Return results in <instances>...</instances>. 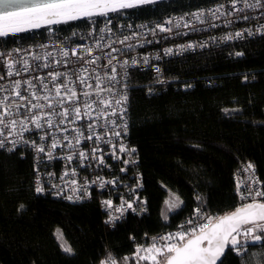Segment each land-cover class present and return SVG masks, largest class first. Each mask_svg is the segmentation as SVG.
<instances>
[{
	"label": "trees",
	"instance_id": "1",
	"mask_svg": "<svg viewBox=\"0 0 264 264\" xmlns=\"http://www.w3.org/2000/svg\"><path fill=\"white\" fill-rule=\"evenodd\" d=\"M217 1L158 0L121 12L161 18ZM86 23L82 18L60 26ZM48 29L9 35L0 38V45L34 43L46 38ZM162 65L161 76L134 70L129 80L130 140L139 157L146 213L108 226L95 197L74 203L35 193L31 153L0 149V264H100L109 254L123 264L137 245L148 246L149 235L178 227L198 206L218 216L235 209L239 198L233 174L243 164L253 165L264 188V35ZM169 192L184 201L181 209L168 210ZM62 244L73 254L65 253ZM259 251L255 245L242 258L228 253L223 264H241ZM258 259L251 256V264Z\"/></svg>",
	"mask_w": 264,
	"mask_h": 264
},
{
	"label": "built area",
	"instance_id": "2",
	"mask_svg": "<svg viewBox=\"0 0 264 264\" xmlns=\"http://www.w3.org/2000/svg\"><path fill=\"white\" fill-rule=\"evenodd\" d=\"M109 20L111 23L108 22ZM168 21H171V23H168ZM86 22V24L75 25L70 28L60 25L48 26L49 29L46 38L34 43L5 45L2 42L0 52L8 53L16 48L23 50L21 53L16 54V58L20 59L21 63H17L14 70L21 69L23 59L28 60L30 70L28 72L21 71L19 76L13 75L9 77L6 75L7 69L5 65L0 64V75L4 76V79L0 80V88L14 91L10 87L14 81L32 79L33 83L36 84L35 90L37 91V95H43L46 93H43L40 84L34 79V77L43 76L46 78L45 83L48 85V88L53 89L51 96L54 97V85L49 82L47 73L66 72L68 76L61 77L57 83L65 81L69 77L71 78L72 83L69 84V87H75L79 94L77 106H81L82 114L84 112L82 105L85 101L92 102L97 100V93L94 91L97 85V75L101 77L99 87L111 90L100 92L99 98L119 100L121 96H127L126 103L120 105L113 103L112 107L106 109L107 116L96 115L104 107L98 103H94L90 109L91 115L83 116L82 119H76L73 114L61 124L59 122L63 119L62 117L58 115L51 116L53 120V126L51 128L45 123L49 117L45 116L44 112H51L52 110L33 109L32 113L41 117L40 123L44 127L43 129L37 130L33 123L26 120L24 126L31 129V131L23 132V138L28 141H35L37 145H44L46 152L49 150L53 139L59 141L58 147L51 150L55 158L48 160L44 153L38 156L30 144H21L16 148V150L29 151L33 157L36 166L34 188L36 186V180L39 178L40 183L45 189L44 194H49L55 198L70 201L65 197L73 196L72 202L81 203L88 202L95 197L98 204H100L104 221H106L110 214H116L114 209L120 205L121 199L132 202L134 207L137 206V198H139L140 202L146 201L142 193L143 182L140 178V170L137 167L139 157L136 151L134 153H122L118 151L121 144L128 149H136V146L130 140L131 123L129 107L131 100L129 80L131 72L134 70L149 71L157 76H161L163 74L162 64L165 60L183 56L187 53H193L197 50H204L208 47L240 43L253 36L264 35V0H221L203 7H195L194 9L183 12L165 15L161 18L149 19H137L131 17L127 12L119 11L117 13H109L108 16L86 18ZM157 25L169 28L170 31L160 32L157 29ZM107 29H111V31ZM153 29H156L155 35L152 34ZM237 32H242L243 36L236 37ZM249 32L252 34L249 35ZM73 33H76V35H73ZM227 36H232L233 39H225ZM125 37L132 38L124 40ZM120 41L124 42L120 43ZM147 41H151V43H147ZM97 44H99V47H97ZM187 45H192L193 47L187 48L185 47ZM73 48L77 49L76 56L71 55ZM83 48L92 49L91 55L84 53ZM113 48L119 49V51L114 52L112 51ZM169 48L173 51L171 54L166 55L165 50ZM62 51H68L69 56H63ZM49 53L51 55H48ZM36 55H39L41 59L34 60L33 57ZM80 56H84L88 61L92 60L93 57H99V59L95 63L88 64L85 60H78L77 58ZM144 57H148L147 64L143 62ZM157 57L160 58L157 59ZM109 59L112 61L111 64L108 63ZM125 61H127V64L124 63ZM133 61H136V63L133 64ZM45 63L49 64L48 68L39 67ZM156 67L160 69L159 73L155 71ZM113 68H115V72H113ZM82 69H87V71L85 72ZM78 76L86 77L84 85L79 83L77 80ZM112 76H115L114 80L111 79ZM87 85H92V88L87 87ZM25 88H27V85H22L20 91L23 95L29 96L30 93L25 92ZM9 91H0V98L9 95ZM83 91L91 92V97L83 96L81 94ZM63 92L64 89H61V93ZM13 100L19 102L18 98L14 95L10 96V102ZM32 102L37 103L36 100ZM38 102L47 104V101L42 99ZM20 103L26 104L27 102ZM70 106V104H65V107ZM121 107L126 108L123 119L119 115V109ZM112 108L117 109L118 114L116 116H111ZM55 111L60 112L62 108L57 105ZM13 112L16 114L11 118L17 120L22 119L25 115H32V113L27 112L25 107H21L19 112H16V109L13 108ZM109 118L116 121L115 126L107 123ZM69 121L74 122L70 123ZM89 123H93L94 125L91 131L87 127ZM125 123L127 124L126 132L122 131V126ZM61 129H67V131ZM114 131L120 132L121 135L119 137L114 136L112 134ZM79 132H82L83 136H79L80 143L77 144L76 138ZM93 132L95 135H93L91 140L84 139V137L92 135ZM46 133L49 135H46ZM41 136H46L45 140L41 141ZM65 136L68 137L67 140L64 139ZM96 136H100L102 139L97 140ZM14 138L18 139L19 137ZM69 141H71V146H69ZM113 146L117 149L115 156L119 157V159L113 156ZM8 147H11V145H7L3 150H7ZM93 148L99 149L95 154L96 158H93L91 154ZM79 152L88 153V158H78L77 154ZM68 155L73 156L71 162L64 159ZM100 156L103 157V163L99 162L98 158ZM125 160L134 161V163L130 162L125 164L123 162ZM248 165L249 163L243 164L233 174L235 187L238 181L241 182L242 188L245 184L251 183L253 172L250 170L245 171ZM121 169H125V171H121ZM73 170H75L74 175L72 174ZM65 172H68L69 175L64 176L63 174ZM50 173L53 175L49 176L48 174ZM254 177L258 178L260 181L259 187L264 191L262 179L255 170ZM72 180H76L77 184L72 185ZM112 180H115L116 183L105 184L104 188L99 186L100 181ZM92 181H96V183H91ZM52 185H56L58 188H53ZM73 187L82 188L83 190L73 192L71 190ZM57 190H62V195H55ZM237 196L239 198L238 206L250 202V200L242 201L238 194ZM76 197H79V199ZM109 199L113 201V210H106L102 206L101 202ZM140 207L147 208V203H140ZM144 213L146 212H140L139 209L136 213L129 210L118 222L123 221L130 214L143 215ZM192 214L187 216L180 225L185 224L186 220L193 218ZM208 215L218 216L216 213ZM202 222L198 221L197 223ZM107 225L113 227L111 224ZM179 226L160 231L155 235H149L148 245L151 244L153 237L158 238L168 233H174L179 230ZM162 243L164 242L157 240L158 246ZM147 263L150 264V262Z\"/></svg>",
	"mask_w": 264,
	"mask_h": 264
},
{
	"label": "snow or ice",
	"instance_id": "3",
	"mask_svg": "<svg viewBox=\"0 0 264 264\" xmlns=\"http://www.w3.org/2000/svg\"><path fill=\"white\" fill-rule=\"evenodd\" d=\"M158 0H0V38L6 39L9 35H16L18 33L30 30L37 29L42 26H51V25H61L66 24L69 21H76L82 18H92L95 16H108L109 13H117L121 10L131 9L137 6H144L147 4L157 3ZM196 15V14H194ZM247 19V17H245ZM111 23V21H108ZM171 23V21H168ZM187 26V25H185ZM157 29L160 32H168L169 28H166L162 25H157ZM111 31V29H107ZM156 29L152 30V34L155 35ZM252 33L249 32V35ZM76 35V33H73ZM135 35V34H134ZM242 32H237L236 37H242ZM132 37H125L124 40H129ZM227 40L233 39L232 36L225 37ZM124 41H120L123 43ZM151 43V41H147ZM99 47V44H97ZM129 47H131L129 45ZM187 48L193 47L192 45L185 46ZM84 53L91 55L92 49L83 48ZM23 50L16 48L11 50L8 53L0 52V64H4L7 71L6 75L11 77L13 75L19 76L21 71L28 72L30 70V65L27 59H23L22 67L20 70H14L17 63H21L20 59L16 58V54L21 53ZM112 51L116 52L119 49L113 48ZM172 49H166L165 54H171ZM77 49L73 48L71 50V55L76 56ZM48 55H51L50 53ZM62 55L67 57L69 56L68 51H62ZM235 55L239 56L242 53H236ZM11 57V58H9ZM114 58V57H113ZM160 57H157L159 59ZM34 60H40L41 57L36 55L33 57ZM78 60H85L86 63L92 64L95 63L99 57H93L92 60L88 61L84 56L77 58ZM111 59L108 63L111 64ZM145 64L148 63V57H144ZM127 64V61L124 62ZM136 61H133L135 64ZM39 67L48 68L49 64L45 63ZM87 71V69H82ZM115 72V68L112 69ZM157 73L160 72L158 67L155 68ZM68 73L66 72H48L47 78L49 82L53 83L55 96L52 97L51 93L53 89H49L48 85L45 83V77L37 76L34 77L35 81L40 84L41 89L43 90V95H37L36 84L33 83L32 79L29 80H16L11 84V89L14 91H9V89L0 88V91H9V95H5L0 98V149L5 148L7 145L8 151L16 150L18 145H31V147L36 151L37 155L44 153L47 156L48 160H52L55 157L52 154L53 149H56L59 145V141L53 139V142L49 146V150L46 152L44 145H37L35 141H28L23 138V132L31 131L26 126L24 122L29 120L34 124L35 129H43L44 125L40 123V116H37L35 113H32L33 109H50L51 112H44V115L49 117L45 123L49 128L53 126V120L51 116L58 115L63 119L59 123L63 124L65 119H68L70 115L75 116L76 119H82L83 116L91 115L90 109L94 103L103 105L104 107L96 113L97 116L105 115L108 113L106 109L112 107L113 103L120 105L127 102V96H121L119 100L113 99H101L99 98V93L103 91H111L110 89H103L99 87L101 82V77L96 76L97 85L94 89L97 93L96 101H85L82 105L84 112H81V106H77L79 101V94L76 91L75 87H69V84L72 83L71 78L69 77L65 81L60 80L61 77H67ZM4 76L0 75V80H3ZM112 80L115 79V76L111 77ZM77 80L81 85L85 84L86 77L78 76ZM158 83H164V81L159 80ZM22 85H27V88L24 89L25 92H29V96L22 94L20 89ZM190 86V85H189ZM87 87L92 88V85H87ZM61 89H64V92L61 93ZM152 89L149 87V93ZM85 97H91L92 93L88 91H83L81 93ZM14 95L18 98L10 102V96ZM47 101V104H41L39 100ZM36 100L37 103L32 101ZM26 101V104L20 103ZM65 104H70V107H65ZM59 105L62 108V111L56 112L55 108ZM21 107H25L27 112L32 113L31 116L25 115L22 119L17 120L13 119L16 113L13 112V108L16 109V112H19ZM126 108L121 107L119 109L120 118L123 119V114L125 113ZM228 109H225L227 113ZM236 111V110H232ZM117 109L112 108L111 116H116ZM70 123L74 121H69ZM107 123L116 125V121L109 118ZM19 126V130H18ZM88 129L91 131L94 127L93 123L88 124ZM67 131V129H61ZM127 124H123L122 131L126 132ZM78 131V130H77ZM114 136L119 137L120 132H113ZM46 135H49L46 133ZM95 133L92 135L84 137L85 140H91ZM79 136H83L82 132H79L78 137L76 138V143H80ZM14 137H19L18 139ZM11 138V139H10ZM46 136H41L40 140H45ZM65 140L68 139L67 136L64 137ZM96 139H102L100 136H96ZM107 143V141H106ZM69 146H71V141H69ZM117 149L113 146V156L116 159L119 157L115 156V151ZM99 151L98 148H93L91 154L93 158H96V153ZM119 152H135V148L128 149L126 146L121 144L118 149ZM80 159H87L88 153L79 152L77 154ZM67 161L71 162L73 160L72 155L64 157ZM99 162L103 163V157L100 156ZM125 164L134 163V161H123ZM252 171L253 176L251 177V183L245 184L242 188L241 182H237L236 192L239 195L242 201H249L243 203L241 206L236 207L234 211L226 213L224 215L212 216L204 212L203 207L198 206L193 210L192 217L185 221V224L179 226V230L174 233H168L164 236L153 237L150 245L145 247L144 245H137L131 257L125 256L122 258L123 264H128L129 260L132 259L135 261V264H142V262H150V264H223V258H227L228 253H235L237 257H243L245 254L249 253L251 246L260 245L261 251L258 253H251L248 260L241 261V264H251V256H259V259L256 261V264H264V191L259 187L260 181L258 178L254 177V167L249 164L245 171ZM38 171V170H37ZM125 171V169H121ZM72 174H75L73 170ZM52 176L53 174H48ZM64 176L69 175L68 172L63 174ZM63 179V177H61ZM91 183H96L92 181ZM116 181H100V187L104 188L105 184H115ZM72 185H76L77 181L72 180ZM53 188H58L56 185H52ZM139 187V185H138ZM73 192L81 191L82 188L73 187L71 189ZM35 193L43 194L45 192L44 187L40 183V179L36 180V186L34 189ZM55 195H62V190H57ZM170 200H165L164 203L167 205L169 211L179 210L184 204V201L180 199L175 193L169 192ZM68 200H73V196L65 197ZM79 199V197H76ZM197 201H200L203 204L202 198L200 196L196 197ZM102 206L106 210H113V201L105 200L102 201ZM140 203L146 204V201L140 202L137 198V206L134 207L132 202L125 201L121 199L120 205L115 207V215L110 214L108 220L105 221L106 224L114 225L116 222L121 220L126 212L131 210L133 213H136L139 209L140 212H146V207H140ZM21 207H23L21 205ZM165 221L168 220L167 215H163ZM198 221H203L202 223H197ZM57 239H62L63 234L59 233ZM157 240L163 241L164 243L157 245ZM62 250L69 254H73V249L71 246L61 245ZM143 253V254H142ZM100 264H118V261L109 254L106 259L101 260Z\"/></svg>",
	"mask_w": 264,
	"mask_h": 264
},
{
	"label": "water",
	"instance_id": "4",
	"mask_svg": "<svg viewBox=\"0 0 264 264\" xmlns=\"http://www.w3.org/2000/svg\"><path fill=\"white\" fill-rule=\"evenodd\" d=\"M237 207H239V206H237ZM235 209H233L232 211H234ZM232 211H230V212H232ZM230 212H227V213H230ZM218 264H219V262H218Z\"/></svg>",
	"mask_w": 264,
	"mask_h": 264
},
{
	"label": "rangeland",
	"instance_id": "5",
	"mask_svg": "<svg viewBox=\"0 0 264 264\" xmlns=\"http://www.w3.org/2000/svg\"><path fill=\"white\" fill-rule=\"evenodd\" d=\"M168 200H170V202H171V198L169 197V199Z\"/></svg>",
	"mask_w": 264,
	"mask_h": 264
}]
</instances>
